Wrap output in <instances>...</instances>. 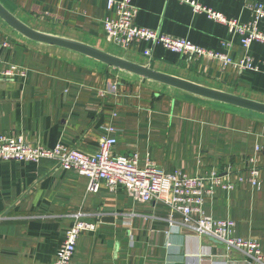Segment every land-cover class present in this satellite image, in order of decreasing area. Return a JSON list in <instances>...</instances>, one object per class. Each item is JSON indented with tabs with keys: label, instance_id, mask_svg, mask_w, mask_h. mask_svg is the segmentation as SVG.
Returning a JSON list of instances; mask_svg holds the SVG:
<instances>
[{
	"label": "crops",
	"instance_id": "0c3cea01",
	"mask_svg": "<svg viewBox=\"0 0 264 264\" xmlns=\"http://www.w3.org/2000/svg\"><path fill=\"white\" fill-rule=\"evenodd\" d=\"M106 2L0 0L35 31L264 103V46L253 43L244 49L238 36L190 4L247 23L250 5H264V0H132L135 26L185 39L235 62L248 56L254 69L243 71L146 42L104 49L103 43L113 46L104 31V22L114 17ZM11 67L15 74L5 76ZM107 136L115 139L114 154L136 156L141 165L149 162L166 173L191 177H225L233 189L206 197L203 213L233 221V236L255 242L264 255V115L33 42L0 19V137L94 155ZM251 166L259 171L258 186L237 181V175L249 177ZM86 185L77 171L50 160L0 161V264H52L66 230L77 220L95 230L78 237L70 264H250L243 253L226 251L223 244L184 227L181 216L162 203H141L122 187L109 191L103 183L96 194H88Z\"/></svg>",
	"mask_w": 264,
	"mask_h": 264
},
{
	"label": "built area",
	"instance_id": "2783aa9c",
	"mask_svg": "<svg viewBox=\"0 0 264 264\" xmlns=\"http://www.w3.org/2000/svg\"><path fill=\"white\" fill-rule=\"evenodd\" d=\"M190 4L196 13H204L209 20L225 26L228 33L238 36L244 49H248L253 43L264 46V30L260 29V24L264 22L262 3L250 5L252 20L247 23H239L194 3ZM106 9L113 12L114 17L104 22V31L107 40L117 47L126 49L134 43L146 42L174 54L216 59L223 66H231L237 71L254 69L252 60L248 56H243L240 61L235 62L225 54L206 51L185 39L135 26L136 9L132 0H107ZM15 71L16 69L11 67L4 75L13 76ZM109 131L113 132V129ZM114 144L113 137H102L97 152L94 155H85L61 145L46 149L29 145L21 138L0 137V161L32 163H40L42 160L53 161L58 168L75 170L79 176L84 177L87 180L88 194H96L102 183L109 191L122 187L128 195L141 203H162L169 212L181 216L180 224L197 235L206 236L223 244L226 251L236 250L243 253L250 264H264V255L255 242L233 236V221L214 220L203 213L206 197H211L217 190L233 189L232 183L224 181L225 177L216 173L194 177L178 171L166 173L153 163L141 165L136 156L114 154L112 149ZM256 150L259 152V149ZM247 171L249 177L244 180L237 175V181L239 183L246 181L252 186H258L257 167L251 166ZM169 221V225L174 224V221L170 219ZM94 230L95 225L91 223L75 221L66 230L65 239L58 248L52 264H70L78 237L84 232Z\"/></svg>",
	"mask_w": 264,
	"mask_h": 264
},
{
	"label": "water",
	"instance_id": "95a60500",
	"mask_svg": "<svg viewBox=\"0 0 264 264\" xmlns=\"http://www.w3.org/2000/svg\"><path fill=\"white\" fill-rule=\"evenodd\" d=\"M0 19L18 34L33 42L43 43L66 49L97 61L107 67L125 71L135 76L165 85L167 87L213 102L222 103L225 105L264 115V103H259L234 94L211 89L184 79L154 71L148 67H144L122 58L110 55L99 49L77 41L55 37L35 31L19 21L1 4Z\"/></svg>",
	"mask_w": 264,
	"mask_h": 264
},
{
	"label": "rangeland",
	"instance_id": "374dc122",
	"mask_svg": "<svg viewBox=\"0 0 264 264\" xmlns=\"http://www.w3.org/2000/svg\"><path fill=\"white\" fill-rule=\"evenodd\" d=\"M103 44H104V45H102V47H103L104 49H105V48H109V49L112 50V51H113V49L119 51V48H118V47L116 48V46H114V45H113V46H114V47H113L112 45L110 46V45H106L105 43H103ZM111 48H112V49H111ZM261 117H262V116H261Z\"/></svg>",
	"mask_w": 264,
	"mask_h": 264
}]
</instances>
